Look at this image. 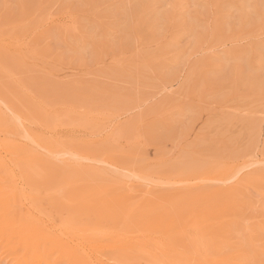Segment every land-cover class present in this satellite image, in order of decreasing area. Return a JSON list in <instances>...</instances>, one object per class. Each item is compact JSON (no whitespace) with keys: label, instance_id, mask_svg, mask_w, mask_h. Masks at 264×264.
Returning a JSON list of instances; mask_svg holds the SVG:
<instances>
[{"label":"rangeland","instance_id":"1","mask_svg":"<svg viewBox=\"0 0 264 264\" xmlns=\"http://www.w3.org/2000/svg\"><path fill=\"white\" fill-rule=\"evenodd\" d=\"M1 88L29 130L94 157L36 148L53 174L34 183L26 161L10 162L15 175L27 172L26 192L62 207L97 185L96 171L103 184L141 187L135 202L159 199L161 213L232 206L228 237L207 263L264 264V0H0ZM14 132L0 141L28 145ZM219 170L227 181L207 177ZM57 211L42 219L59 224ZM78 214L76 224L99 222Z\"/></svg>","mask_w":264,"mask_h":264},{"label":"bare ground","instance_id":"2","mask_svg":"<svg viewBox=\"0 0 264 264\" xmlns=\"http://www.w3.org/2000/svg\"><path fill=\"white\" fill-rule=\"evenodd\" d=\"M2 90L0 131L9 132L10 136V132L15 134L14 131L20 128L28 142L25 145L18 140L0 141V243L2 253H6L3 258L8 264H58L61 261L65 264H210L207 259L212 255H208V251H216L217 242H224L228 237L222 219L227 211H236L232 206L224 209L215 207L206 214L188 215L178 210L161 213L159 199L135 202L136 197L147 193L141 187L122 182L103 184L97 180L96 171L91 176L98 182L97 185L87 189L79 187L83 191H74L62 207L53 198L41 199L36 188L32 194L26 192L19 179L27 178V172L20 169L25 176L20 171L15 175L10 162L20 168L21 161H26L34 183L46 173L42 180L46 184L53 174L52 167L36 148L54 156L67 155L76 161L94 157L82 154V143L72 147L64 140L29 130L21 115L23 109L19 108L17 98H14L16 96ZM1 106L12 113L14 121L11 117L9 119ZM44 119L45 126L49 128L50 119ZM206 174L212 180L228 178L225 170ZM141 177L145 178L140 176L138 179ZM220 193V190L210 193L196 191L186 193V197L208 199V195L218 196ZM56 211L64 215L59 224L42 219L44 215L48 217ZM78 212H92L99 222L76 224L73 218L76 215L80 217ZM176 213L178 217L174 218ZM102 218L110 221L108 228L100 224ZM164 225L168 227L166 230ZM182 247L186 249L181 250Z\"/></svg>","mask_w":264,"mask_h":264}]
</instances>
